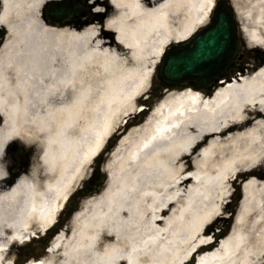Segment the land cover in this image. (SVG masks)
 <instances>
[{
	"label": "bare ground",
	"instance_id": "1",
	"mask_svg": "<svg viewBox=\"0 0 264 264\" xmlns=\"http://www.w3.org/2000/svg\"><path fill=\"white\" fill-rule=\"evenodd\" d=\"M48 1L0 0V264L52 224L108 135L148 104L160 52L188 40L213 3L90 0L99 7L84 24L45 18ZM230 3L250 56L236 45L229 69H247L211 92L166 90L128 119L105 186L34 264H264V0ZM17 138L32 162L12 180L3 156Z\"/></svg>",
	"mask_w": 264,
	"mask_h": 264
},
{
	"label": "water",
	"instance_id": "2",
	"mask_svg": "<svg viewBox=\"0 0 264 264\" xmlns=\"http://www.w3.org/2000/svg\"><path fill=\"white\" fill-rule=\"evenodd\" d=\"M80 9L76 5L46 11V17L55 21H67L76 17ZM237 23L233 9L226 0L216 1L210 23L198 30L184 45L164 53L157 67V78L162 88L193 84L213 89L217 82L228 79L236 70L231 68L232 52L238 42ZM164 68H171L163 72ZM101 159H99L100 161ZM98 161L97 168L100 162ZM105 180L99 171L94 173V191H98Z\"/></svg>",
	"mask_w": 264,
	"mask_h": 264
},
{
	"label": "rangeland",
	"instance_id": "3",
	"mask_svg": "<svg viewBox=\"0 0 264 264\" xmlns=\"http://www.w3.org/2000/svg\"><path fill=\"white\" fill-rule=\"evenodd\" d=\"M71 2H77L78 4H79V6L82 8V10H84V11H87V12H91V14H96V12L97 11H95V9L97 8V7H99V6H97V3H93V1L91 2L90 0H71ZM101 2V1H100ZM68 3V0H62V2L60 1V2H47L46 4H43L42 5V7H41V12L40 13H42V14H44L43 13V9L45 10V9H56V8H58V7H60V6H64V5H66ZM83 19V20H82ZM79 20H82V21H84V24H85V21L86 20H88V18H86L85 16H84V18L82 17V18H80ZM73 21V20H72ZM78 21V20H77ZM246 49H248L247 48V46H243V49H242V51H243V55H248V54H250V51L249 50H246ZM171 50V49H170ZM258 51H260V50H258ZM252 54H254V52L252 53ZM248 56H250V55H248ZM157 60H158V58H157ZM247 68L245 67L244 68V70H246ZM243 70V71H244ZM157 83V82H156ZM148 93L146 94V95H143L144 96V100H149V102H148V104H147V107L148 108H150V107H152L153 106V104L155 103V101L161 96V93H162V91L159 89V85H158V83H157V88L155 89V90H153V89H151V86H150V80H149V84H148ZM146 113L147 112H145V113H143V114H138V115H131L130 117H126V122L125 123H123V121H124V119H123V121H122V124H123V127H121V128H119V129H117V130H115L114 131V133H116L115 135H114V133L112 134V137H113V139H116L117 141L120 139V137H122L123 135H125V133H126V131L130 128V124L128 125V124H126L127 123V121H128V119H136V120H142V118H144V116L146 115ZM16 119V118H15ZM28 134L31 136V135H37L38 137L37 138H41L40 136L41 135H43L41 132H35L34 130H30V131H28ZM36 137V136H35ZM112 150V149H111ZM111 150H109V152H107V154L105 155V157L103 158V160H104V162L107 164V163H110V156H111ZM37 163H38V161H37ZM90 166L91 165H87L84 169V179L89 175V173H90ZM78 187V186H77ZM241 195H242V187H241V185H239L238 186V188H237V192L230 198V202H231V209H227V211H226V215H228V216H230V219L227 221V227H229L230 226V224H231V222H232V217L234 216V213H235V210H236V206H237V204H238V202H239V200H240V197H241ZM90 196H92V195H90ZM89 196V197H90ZM65 224V223H64ZM64 224H62L63 226H64ZM62 225H61V227H62ZM228 229V228H227ZM52 238V237H51ZM51 238L48 240V242L46 243V247L48 246V244L50 243V240H51ZM40 242V241H39ZM31 243H33V242H31ZM39 247V245H35V248H38ZM19 250V249H18ZM18 250H15L14 251V253H13V255L16 253V251H18ZM46 253V251H45V247H44V249H42L41 251L39 250V253H37V255H36V258H40V257H43L44 256V254ZM15 258H17V256L15 255L14 256Z\"/></svg>",
	"mask_w": 264,
	"mask_h": 264
},
{
	"label": "flooded vegetation",
	"instance_id": "4",
	"mask_svg": "<svg viewBox=\"0 0 264 264\" xmlns=\"http://www.w3.org/2000/svg\"><path fill=\"white\" fill-rule=\"evenodd\" d=\"M15 148L16 146H12L10 149H9V152L8 154L5 156V161L7 162L8 164V169L9 171L7 172V174L10 176V177H15L19 174L20 170L24 169L25 168V162H24V159L22 156H19V155H15ZM14 171V170H17L15 172H11ZM76 200V198L74 197L73 198V201Z\"/></svg>",
	"mask_w": 264,
	"mask_h": 264
},
{
	"label": "snow or ice",
	"instance_id": "5",
	"mask_svg": "<svg viewBox=\"0 0 264 264\" xmlns=\"http://www.w3.org/2000/svg\"><path fill=\"white\" fill-rule=\"evenodd\" d=\"M66 7H71V0H68V3L65 5ZM171 70V68L169 67V68H164L163 66H162V71L163 72H167V71H170Z\"/></svg>",
	"mask_w": 264,
	"mask_h": 264
}]
</instances>
